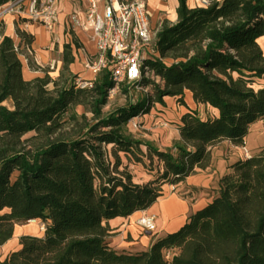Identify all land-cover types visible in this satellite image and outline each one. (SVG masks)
Masks as SVG:
<instances>
[{
  "label": "trees",
  "instance_id": "obj_1",
  "mask_svg": "<svg viewBox=\"0 0 264 264\" xmlns=\"http://www.w3.org/2000/svg\"><path fill=\"white\" fill-rule=\"evenodd\" d=\"M13 1L0 0V8ZM187 1L178 0L177 23L165 21L156 33L160 58L173 61H148L163 85L108 115L107 73L91 90L61 85L46 68L26 81L21 46L31 48V37L19 30L17 46L0 30V246L18 225L45 226L43 237L23 236L0 264H264V150L231 166L217 197L149 251L120 253L109 242L111 220L148 210L166 185L206 170L215 145L245 146L250 127L264 120V0H210L196 8ZM72 51L64 46L59 80L74 62ZM186 91L219 117L184 115L176 127L181 142L167 150L127 134L129 121L164 97L185 105ZM9 99L12 110L4 106ZM80 106L91 120L77 114ZM130 165L146 168L152 180L136 183Z\"/></svg>",
  "mask_w": 264,
  "mask_h": 264
},
{
  "label": "crops",
  "instance_id": "obj_2",
  "mask_svg": "<svg viewBox=\"0 0 264 264\" xmlns=\"http://www.w3.org/2000/svg\"><path fill=\"white\" fill-rule=\"evenodd\" d=\"M99 1L101 8L107 2V0ZM146 1L151 14L152 27L153 18L157 20L165 18L171 24L177 23L178 0ZM187 4L190 8L202 7L201 3H197L195 0H188ZM58 6L54 28L51 31L41 24L29 22L27 18L16 15H6L0 20V30L3 36L12 38L17 46L22 42L18 35L19 30L31 37V48H26L24 43L21 46L23 52L20 56L22 74L26 81L42 77L44 74L42 70L45 68L52 71H49V74L56 76H52L53 80L59 79L64 67V46L67 44L72 45L74 58V62L69 66V71L63 74L64 76L66 73L68 74L66 76L67 83L72 82L71 77H80L84 80L93 78L92 72L86 69L85 63L88 58H93L97 54L96 44L89 33L74 29L70 21L74 12L85 11L88 6L87 2L85 0H58ZM27 24L28 26H26ZM74 39L78 40L79 48L74 45ZM263 40L260 39L259 42ZM184 101L185 105H182L178 102V98L165 99L167 108H162L160 114L158 111L147 118L141 117L140 122L143 124V128L136 138L149 141L160 150L172 149L181 142L180 132L176 127L181 123L184 115L196 113L203 120L219 117L217 109L210 105L196 103L189 91H186ZM6 102L12 105V107L6 106L12 110V100L9 99ZM81 107L78 110H81ZM162 120H168L174 125L167 129L154 127ZM131 132L135 131L131 130ZM245 147L251 156H258L263 152L264 120L250 127L245 139ZM211 150L212 161L206 170H198L179 185L169 186L174 192L162 196L148 210L136 212L128 218L111 220L109 222L112 229V236L109 238L110 245L120 253L147 252L157 240L178 231L193 214L211 203L219 193L222 177L231 172V166L235 163L246 160L241 147L230 141H222ZM144 214L156 217L158 226L156 233L143 230L138 226L137 221ZM44 233L45 226L43 225V229H41L39 221L16 226L13 238L5 245L0 246V260H5L9 254L20 248V239L23 236L43 237Z\"/></svg>",
  "mask_w": 264,
  "mask_h": 264
},
{
  "label": "built area",
  "instance_id": "obj_3",
  "mask_svg": "<svg viewBox=\"0 0 264 264\" xmlns=\"http://www.w3.org/2000/svg\"><path fill=\"white\" fill-rule=\"evenodd\" d=\"M85 1L88 5L85 11L74 12L70 21L74 29L92 36L97 54L93 58H88L85 63L93 78L84 80L77 77L73 82L74 86L77 89L91 90L95 87L98 77L102 73H107L113 84L108 91V99L121 94L125 84L132 86L129 94L133 101L137 100V93L152 95L153 84L163 85V81L148 64V61H154L150 55L153 52L151 45L157 31L156 33L153 31L147 1L107 0L102 8L99 0ZM195 1L202 6L209 4V0ZM58 9V0H15L0 8V20L6 15H16L27 18L29 22L41 24L51 31ZM156 53L154 56L160 57L159 53ZM143 116L132 118L128 123L129 128L135 132L141 131L143 124L140 118ZM170 126L171 122L162 120L154 127L167 129ZM241 151L245 159L251 158L245 146L241 147ZM137 224L151 233L158 231L154 216L144 214L138 219Z\"/></svg>",
  "mask_w": 264,
  "mask_h": 264
},
{
  "label": "rangeland",
  "instance_id": "obj_4",
  "mask_svg": "<svg viewBox=\"0 0 264 264\" xmlns=\"http://www.w3.org/2000/svg\"><path fill=\"white\" fill-rule=\"evenodd\" d=\"M165 21H167V20H165V18H162V19H160V20H157L156 18L154 19L153 18V31H154V33H156V31L159 29V27L162 25V23L163 22H165ZM260 43V45H261V47H262V49H263V52H264V40L263 41H261V42H259ZM152 47H151V51H156V46H155V40L153 41V43H152V45H151ZM151 53L152 55H150V57L151 58H153L154 60H162L160 57H157V56H154V54H157L156 52L155 53ZM164 63H165V65H167V66H170L171 64H173V61L172 60H170V59H165V60H162ZM48 71H50V72H52L50 69L48 70ZM50 76H51V78H53V77H56V76H53V75H51V74H49ZM44 76V75H43ZM53 76V77H52ZM66 76H68V74L66 73L65 74V78H63L62 80L60 79H56V81L59 83V84H61V85H64L65 83H67L68 82V78L66 77ZM72 78V82H74V80L77 78V77H71ZM70 78V79H71ZM101 78V75L98 77V79H97V81L99 80ZM254 87L256 88V89H258L259 88V85L257 84V83H255L254 84ZM50 89H54V85H50ZM132 93H134L135 94V92H134V90H132ZM154 95V92H153V94H152V96ZM145 98V95L144 94H141V93H137L136 94V99H140V100H142V99H144ZM169 98H171V97H168V96H166V97H164V101H165V99H169ZM132 101V97H131V95L129 94V95H126V94H124V93H119V94H116L112 99H109V101H108V104H107V106L104 108V110H103V112H104V114L105 115H108V114H110V113H112V112H114L117 108H120V107H123V106H126V105H128L130 102ZM4 105L5 106H8V107H12V105L11 104H9L8 102H5L4 103ZM83 107V106H82ZM80 108L81 110H78V108L76 109V112H77V114L78 115H82V114H84V113H86V115H87V117H88V119L89 120H91L92 119V114L91 113H89V112H87V110H86V108L85 107H83V108ZM162 108H167L166 106H165V102L164 103H157L156 105H154L152 108H151V110L147 113V114H145L144 115V117H148V116H150L151 114H153V113H156V112H158V111H161V110H163ZM164 112V111H163ZM90 123L92 124V123H94V122H92V121H90ZM128 128H126V132H127V134H131V135H134L135 137H137V135H139L140 134V132L141 131H137V132H131V130L129 129V125L127 126ZM32 134H30L29 136H31ZM28 136V137H29ZM251 146H253V144H250ZM123 158H124V156L123 155H121ZM124 160V163H127V161H126V159L124 158L123 159ZM112 161H113V159H112ZM129 169H130V171L132 172V174H133V176L136 178L134 181L136 182V183H138V184H144V183H146V182H148V181H150V180H152V176L153 175H151L149 172H148V170H146V168H144L143 166H141V165H130V167H129ZM146 181V182H145ZM142 182V183H141ZM164 191H163V193H164V195L163 196H166V195H169L170 193H172V192H174L172 189H171V187H169V185H166L164 188ZM40 223V222H39ZM40 226H41V229H43V224L42 223H40ZM42 232V231H41Z\"/></svg>",
  "mask_w": 264,
  "mask_h": 264
},
{
  "label": "bare ground",
  "instance_id": "obj_5",
  "mask_svg": "<svg viewBox=\"0 0 264 264\" xmlns=\"http://www.w3.org/2000/svg\"><path fill=\"white\" fill-rule=\"evenodd\" d=\"M31 223H36V221H31Z\"/></svg>",
  "mask_w": 264,
  "mask_h": 264
}]
</instances>
